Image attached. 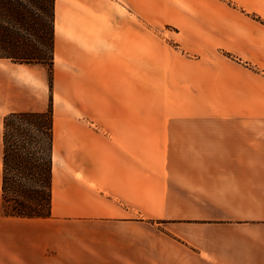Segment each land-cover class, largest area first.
Masks as SVG:
<instances>
[{
  "label": "crops",
  "instance_id": "1",
  "mask_svg": "<svg viewBox=\"0 0 264 264\" xmlns=\"http://www.w3.org/2000/svg\"><path fill=\"white\" fill-rule=\"evenodd\" d=\"M172 4L160 33L146 0H56L51 215L0 216V264H264V0ZM46 78L0 59V215Z\"/></svg>",
  "mask_w": 264,
  "mask_h": 264
},
{
  "label": "trees",
  "instance_id": "2",
  "mask_svg": "<svg viewBox=\"0 0 264 264\" xmlns=\"http://www.w3.org/2000/svg\"><path fill=\"white\" fill-rule=\"evenodd\" d=\"M25 2L0 0V59L15 64H45L46 55L36 45L39 42L46 49L49 47L52 68L55 20L53 15L49 25L46 17L53 10L55 0ZM53 138L52 108L45 112L11 113L4 118L2 211L5 217H50Z\"/></svg>",
  "mask_w": 264,
  "mask_h": 264
},
{
  "label": "rangeland",
  "instance_id": "3",
  "mask_svg": "<svg viewBox=\"0 0 264 264\" xmlns=\"http://www.w3.org/2000/svg\"><path fill=\"white\" fill-rule=\"evenodd\" d=\"M24 3L25 0H21ZM55 3L54 2V8L51 10V12L48 13L46 19L51 25V22L53 21V15H54V20H55ZM173 6L172 0H146V14H147V21H148V29L149 30H156L159 31L160 33L164 32V29H167L169 31L175 30V28L170 24L166 23L167 19L173 15V9L171 8ZM229 6L232 7L233 9L239 10L240 12L250 16L254 20V13H247L244 9L238 8L236 3L229 1ZM27 34L26 32H24ZM24 37H27L28 35H23ZM48 38L50 40V34L48 32ZM49 44V42H48ZM38 50H40L42 53H45V58L47 63L45 64H40V63H31L32 65H38V67L44 69L46 72L47 78H46V83L44 85H35L36 88V94L35 96V102L36 104L32 107L33 111L37 110L38 107V102L41 100L42 96V91L45 96L48 95V106L47 110L52 108L54 111V98H53V87H54V64L53 67L51 68V62H50V50L49 47L48 49L43 46V44H40L39 42L36 43ZM27 65V64H26ZM29 65V64H28ZM40 105V104H39ZM46 110V111H47ZM7 116V115H6ZM53 145H54V138H53ZM52 181H53V152H52ZM3 199V196H2ZM3 209V206H2ZM2 218H16V217H5L3 215V211L1 210V215ZM20 219H25V218H20ZM27 219V218H26Z\"/></svg>",
  "mask_w": 264,
  "mask_h": 264
}]
</instances>
